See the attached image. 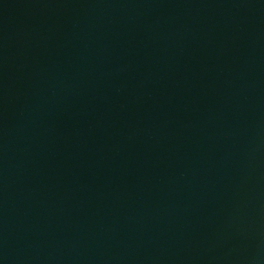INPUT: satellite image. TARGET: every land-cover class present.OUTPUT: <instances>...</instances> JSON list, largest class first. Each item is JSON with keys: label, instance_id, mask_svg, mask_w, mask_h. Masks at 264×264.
I'll return each instance as SVG.
<instances>
[{"label": "water", "instance_id": "obj_1", "mask_svg": "<svg viewBox=\"0 0 264 264\" xmlns=\"http://www.w3.org/2000/svg\"><path fill=\"white\" fill-rule=\"evenodd\" d=\"M0 264H264V0H0Z\"/></svg>", "mask_w": 264, "mask_h": 264}]
</instances>
